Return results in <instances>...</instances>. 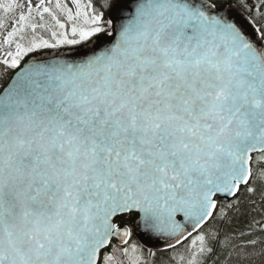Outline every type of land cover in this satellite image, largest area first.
Masks as SVG:
<instances>
[{"label":"snow or ice","instance_id":"6c2138e0","mask_svg":"<svg viewBox=\"0 0 264 264\" xmlns=\"http://www.w3.org/2000/svg\"><path fill=\"white\" fill-rule=\"evenodd\" d=\"M241 5L0 0V264H264V0Z\"/></svg>","mask_w":264,"mask_h":264},{"label":"water","instance_id":"95a60500","mask_svg":"<svg viewBox=\"0 0 264 264\" xmlns=\"http://www.w3.org/2000/svg\"><path fill=\"white\" fill-rule=\"evenodd\" d=\"M135 3H136V0H119V1H117L114 5H121V4H123V5H127V7L124 8L123 12L119 13L118 15H116L115 18H114L113 9L111 8L110 11H109V13H108V18L109 19H113L114 20V24L119 25L126 18L125 13L131 12V11L134 10ZM232 6L234 8L235 7H238L236 5H232ZM240 12L241 13H244V11L241 10V9H240ZM115 38H116V34L115 33H113L112 36L102 35L100 37V39L102 41L101 47H105V46L110 45L111 43L114 42ZM99 50L100 49L98 48L97 51H99ZM61 52L65 53V58H69V59H73V58L74 59H79L80 58L75 52H72L70 50H63ZM50 53L53 56L56 55V52H50ZM2 91H1V93H2ZM134 239H136L141 244H145L146 247H151V246H153V245H155L157 243V241H156L155 238H149L147 235H136L134 237ZM159 243L162 246L163 242H159Z\"/></svg>","mask_w":264,"mask_h":264},{"label":"trees","instance_id":"16d2710c","mask_svg":"<svg viewBox=\"0 0 264 264\" xmlns=\"http://www.w3.org/2000/svg\"><path fill=\"white\" fill-rule=\"evenodd\" d=\"M117 1L119 0H111L112 4L114 5ZM94 2H97V0H94ZM100 2H103V0H100ZM218 3L222 4V5H236L238 6L241 10H244V8L241 5V0H217ZM251 4H255L257 6H259V0H250V5ZM111 7L108 8H104L103 11L105 13V18L108 19V13L110 11ZM102 35V34H101ZM67 49V48H66ZM48 52H53L55 50H46ZM9 82L8 77L6 75H2L0 76V93L1 91L4 89V87H6V84ZM135 218L134 217H126L123 221V223H126L129 227L132 226V222Z\"/></svg>","mask_w":264,"mask_h":264},{"label":"flooded vegetation","instance_id":"af4514ba","mask_svg":"<svg viewBox=\"0 0 264 264\" xmlns=\"http://www.w3.org/2000/svg\"><path fill=\"white\" fill-rule=\"evenodd\" d=\"M62 50V49H61Z\"/></svg>","mask_w":264,"mask_h":264}]
</instances>
